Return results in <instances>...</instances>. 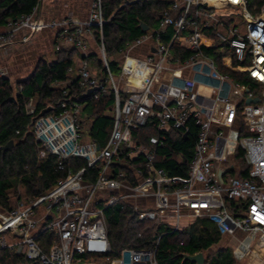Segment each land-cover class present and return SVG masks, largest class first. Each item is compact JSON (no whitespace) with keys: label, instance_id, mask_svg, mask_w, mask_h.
I'll list each match as a JSON object with an SVG mask.
<instances>
[{"label":"built area","instance_id":"built-area-1","mask_svg":"<svg viewBox=\"0 0 264 264\" xmlns=\"http://www.w3.org/2000/svg\"><path fill=\"white\" fill-rule=\"evenodd\" d=\"M168 1L158 26L130 44L155 50L144 59L126 54L133 68L145 70L147 75L140 89L125 100L109 68L103 0H93L84 20H45L36 9L7 29L0 28V50L20 35L26 42L30 35L45 29L55 31L61 41L84 55L77 69L80 85L105 93L109 82L115 93L114 125L103 148L83 141L79 128L82 104L78 100L64 101L60 112L35 121L41 158L57 157L60 169H64L62 162L71 158L84 159L86 166L69 170L36 199L19 200L0 219V253L12 250L36 264H161L157 253L162 235L151 247H127L111 257L105 210L120 202H130L138 221L170 225L174 231L181 229L188 217L208 216L227 230L264 233V0ZM168 27L173 33L164 41ZM94 28L100 32L99 42ZM94 42L108 73L105 79L92 71L87 58ZM211 42L213 47L227 50L229 58L237 62L234 71L246 73L261 90H250L220 71L217 61L204 51ZM180 71H188L190 76L173 77L171 86L177 93L170 102L167 97L171 94L156 85L163 82L166 72ZM199 88L214 96L204 100ZM249 98L259 101L247 104ZM27 109L35 112L32 101ZM239 113L249 131L237 140L248 178L241 177V169L221 174L214 162L219 142L230 138L223 127ZM152 124L158 132L175 130L184 135L197 128L187 176H171L157 166L161 137L150 136L146 143L135 141V131ZM134 160L139 162L131 163ZM96 166L97 174L91 178L88 170ZM262 250L264 262V246Z\"/></svg>","mask_w":264,"mask_h":264},{"label":"trees","instance_id":"trees-1","mask_svg":"<svg viewBox=\"0 0 264 264\" xmlns=\"http://www.w3.org/2000/svg\"><path fill=\"white\" fill-rule=\"evenodd\" d=\"M41 1L0 0V28L7 29L10 23L17 21L22 15L32 14L39 9ZM103 6L107 20L103 27L104 45L110 71L117 77L121 72V63L115 57L141 35L158 26L169 1L103 0ZM143 24L149 30L144 31ZM167 33L171 35L173 28L168 27ZM94 35L99 42L100 32L97 28H94ZM62 42L56 34L55 57L52 60L40 59L32 73L16 85L8 76L0 75V209L5 214L14 209L19 200L29 202L44 194L65 178L69 170L76 171L86 166L84 159L71 158L63 161L64 169H60L57 157H40L42 148L35 137L32 121L41 112L52 107L48 114L58 113L64 101H80L83 107L79 117L82 139L96 142L101 148L106 145L113 129L115 93L112 85L106 83L107 92L98 91V97L92 95L80 99L88 91L80 85L77 75L81 51ZM212 42L204 46L208 55L215 50ZM87 58L94 59L97 71H92L102 79L107 78L108 73L99 53L94 52ZM232 76L250 90H261V86L246 73L235 72ZM125 98L122 94V99ZM30 101L34 102L33 113H29L27 109ZM238 124L240 137L249 134L240 113ZM196 133L195 127L186 137L175 130L158 132L152 124L135 131L134 136L137 143H146L153 135L161 137L163 144L158 149L157 166L164 168L171 176L185 177L194 155ZM10 141H14L12 149L1 150ZM236 157L241 162V177L248 178L249 169L245 166L241 148H238ZM98 169L99 166L89 169L88 175L95 178ZM232 172L235 173L234 170ZM105 216L112 258L127 247H151L155 245L156 237L162 235L157 253L161 264H195L185 260L184 255L200 252L205 255V264H237L230 247L213 250L222 241L223 235L217 223L208 216L183 223L181 229L176 231L170 225L138 221L130 202H120L107 208ZM0 264L36 263L15 251L4 250L0 253Z\"/></svg>","mask_w":264,"mask_h":264},{"label":"rangeland","instance_id":"rangeland-1","mask_svg":"<svg viewBox=\"0 0 264 264\" xmlns=\"http://www.w3.org/2000/svg\"><path fill=\"white\" fill-rule=\"evenodd\" d=\"M92 2L93 0H42L38 13L54 18L74 14L76 19L84 20L89 16ZM51 31L45 29L30 35L26 42L23 41L22 35L15 43L0 50V72L8 76L14 85L27 78L40 59L52 60L55 57L54 35ZM229 140L233 144L238 140L235 129L232 130ZM236 164L242 167L240 161ZM4 215L5 212L0 209V219ZM195 220L196 217H188L183 223ZM219 227L223 237L222 241L213 248L214 251L220 247H230L234 251L237 264H264L262 260L264 233ZM102 262L107 263L106 260Z\"/></svg>","mask_w":264,"mask_h":264},{"label":"crops","instance_id":"crops-1","mask_svg":"<svg viewBox=\"0 0 264 264\" xmlns=\"http://www.w3.org/2000/svg\"><path fill=\"white\" fill-rule=\"evenodd\" d=\"M41 17H43L45 20H52V19H61L64 17H73L76 18L74 14H68V16H62L58 18L54 17H46L42 16V14L38 13ZM149 30V28H148ZM54 35V43H55V37L56 32L53 30L51 31ZM36 34V33H35ZM34 35V34H33ZM21 36V35H20ZM169 38V34L166 32V34L163 37L164 41H167ZM62 44L68 46V44H65L62 42ZM215 48V47H214ZM154 48L148 45H142V46H131L130 44L128 47L118 56L115 58L120 61L121 63V72L120 74L115 77L117 79V83L120 87V90L124 96H128L133 91L140 89V84L146 79V71H140L135 68H133L131 61L126 59V54H129L132 58H142L144 59L146 55L149 54V52H154ZM98 53V46L97 43L94 42L92 45V48L90 52L88 53V56L93 53ZM82 57L78 60V67L81 63V60L84 58V55L82 52H80ZM213 57L217 63L220 71L224 73H229L232 75V73H235L234 68L237 66V62L233 58H229V52L227 50L222 49L219 45L215 48L214 53L210 55ZM227 60V61H226ZM89 62L91 65V69L93 71H97V69L94 67V59L89 58ZM175 76L180 77H189L190 73L188 71H180V72H166L163 77V82L156 85V88L160 91H168L169 94H171L168 98V101L174 100V95L177 93V89L171 86L172 79ZM198 94L204 97V100L207 98H212L214 94L205 88H199ZM205 102V101H204ZM83 109V107H82ZM239 114L233 118L231 122H228L226 126L223 128L225 129L227 136H232V130L235 129V131L238 133V138L240 137L239 134V128L240 125L238 124ZM230 139V138H229ZM232 140V139H231ZM231 140H224L220 141L219 145L217 146V149L214 152V162L215 167L221 174L225 171L231 172L233 174L240 172V165H237L236 162L239 161V159L236 157L237 150L239 147L238 141L236 140V143H231ZM230 141V142H229ZM232 170L235 171L232 172Z\"/></svg>","mask_w":264,"mask_h":264},{"label":"water","instance_id":"water-1","mask_svg":"<svg viewBox=\"0 0 264 264\" xmlns=\"http://www.w3.org/2000/svg\"><path fill=\"white\" fill-rule=\"evenodd\" d=\"M143 26V30L144 31H147L148 30V26H146L145 24L142 25ZM98 91V88L94 87V88H90L88 89V91L81 96L80 99H86V98H89L91 97L94 92ZM259 99L258 98H255V99H247V104L251 103V102H258ZM52 111V107H48L47 109H45L43 112H41L37 117H35L32 121V123L34 124L35 121L39 118V117H43L45 116L46 114H48L49 112ZM187 135H185L186 137ZM14 145V141H10L7 145L3 146L1 148V150L3 151H7V150H11L12 147ZM99 148V147H98ZM184 259L187 260V261H190L192 263H195V264H205V255L203 252H200V253H197V254H194V255H190V254H185L184 255Z\"/></svg>","mask_w":264,"mask_h":264}]
</instances>
